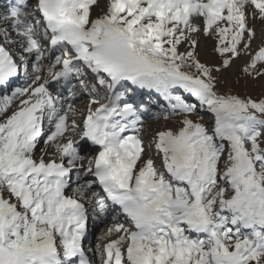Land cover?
Returning <instances> with one entry per match:
<instances>
[{
	"label": "snow or ice",
	"instance_id": "1",
	"mask_svg": "<svg viewBox=\"0 0 264 264\" xmlns=\"http://www.w3.org/2000/svg\"><path fill=\"white\" fill-rule=\"evenodd\" d=\"M94 6L98 0H35L29 13L26 0H12L0 12V86L21 71L26 77L0 101V117L19 101L0 122V264H93L82 245L85 200L99 205L98 215L111 202L127 223L108 230L123 233L117 239L97 246L102 264H261L264 98L218 94L217 77L241 56L250 57L246 75L264 77V28L254 55L251 48L257 39L251 24L264 25V0H109L106 12L91 19ZM201 33L215 38L218 66L200 61ZM46 51L59 53L47 65ZM50 81H63L72 100L77 90L87 94L82 126ZM135 89L168 101L165 120L184 116L176 134H155L163 171L151 158L141 162L143 121L125 99ZM179 89L214 116L211 130L188 118L197 106L174 94ZM70 133L96 154L84 173L93 179L66 195L85 159ZM53 145L56 155L46 160Z\"/></svg>",
	"mask_w": 264,
	"mask_h": 264
},
{
	"label": "rangeland",
	"instance_id": "2",
	"mask_svg": "<svg viewBox=\"0 0 264 264\" xmlns=\"http://www.w3.org/2000/svg\"><path fill=\"white\" fill-rule=\"evenodd\" d=\"M108 3H109V0H98V6H94L91 9V17L90 18L95 19L98 16L103 15L104 12H106V10H107ZM32 7H34V6H32ZM3 8H4L3 5H0V9H3ZM251 26L255 27L256 32H257V39L253 41L252 46H251L252 54L254 55L255 52L258 50L259 46L261 45L260 34H261L262 28H264V25H261V23L259 21H255L254 23L251 24ZM41 32H42V29H41ZM197 40L199 43L198 53H199L200 61L202 63H205V64L210 65V66H218L220 57L214 51L215 38L205 37L203 35V33H201L199 36H197ZM187 47H188L187 44H183L182 46H180L179 50L181 52H183L186 50ZM49 57H50V54L46 51L44 64L48 63ZM249 59H250V57H248V56H241L239 59H237L233 62L232 68H230L226 72H223L222 74L218 75V77H217V79H218V84H217L218 94L236 95V96H239L241 99H247V98L251 97L254 100H259L261 98H264V77H258L256 79H253L251 76H248L243 72V68ZM89 79H90V76H89ZM72 84H75L77 86V89H78V84L76 81H75V83L73 82ZM57 91L59 94L60 93L59 89H56V93H57ZM120 91L123 92L124 89H120ZM174 94L183 96L188 103L196 104L198 114H193V115L189 116L188 118L191 119L193 121V123H202L207 128H209V130H211V128L214 126V119L215 118L211 113H209L207 111L206 107L201 108L199 105V102L196 101L195 98L192 97L190 93L185 92L183 89L174 90ZM62 96H63V98H66V100H67V97H70L71 93H68V94H65ZM76 98H78V99L73 100L70 103L72 104V107L75 111V119L79 123H81V126H82V121L84 119V116L87 114L86 105L88 104L89 100H88V96L86 93L82 94L78 90L76 92ZM125 99L128 100L129 102L133 103L134 106H136L140 120L143 121V123L140 126H137L138 128H140L139 135L143 139L144 147L146 149L145 153L142 154L141 162L151 158L154 161V166L159 171H163L164 168H163L162 156H161V154L157 153L156 146H155V139H154L155 134L158 131H168V130H170L174 134H176L180 130V128L183 127L181 121L184 119V116L176 115V116H172L168 120H165L164 116L168 115V113L171 111V109L169 108L168 101H166L159 93H156L155 91L135 89L133 92L126 93ZM16 102L13 103L12 107L9 109V111L6 113V115L16 109L15 107H17V104L19 103V102H17V103ZM104 103H107L106 99H102L100 101V104H104ZM64 104H65L64 108L67 110L68 102H65V99H64ZM153 105H156V106H153ZM92 107L93 108L99 107V105H93ZM145 107L148 109L147 112H149V110L154 109L155 115H152V116L145 115L146 112L140 110L141 108L143 109ZM72 115H73L72 113H69V116H70L69 122H71ZM200 117H203V119H200ZM3 119H4V117H0V122H2ZM261 131L264 132V130H261ZM132 134H134V132L128 133V135H132ZM67 135L73 136L74 144L78 141V139H80V138H78V135H76L74 133L66 134V136ZM224 143H225V148L227 149V142L225 141ZM261 146L264 147V135H262V137H261ZM43 149L44 148L36 151L35 157L37 159H39V157L43 154L42 153ZM93 152L96 154L95 150ZM226 154L227 153H225V157H226ZM54 156L55 155H52L50 157L46 156L45 159L48 160L50 158H53ZM86 159H84L83 165L79 164V167H77L80 169V178L82 177V179L80 180V183H83L84 181L93 179V177L91 176L90 173L87 175L84 174L86 172L87 167H88V160H89V159H87V160ZM141 162H138V167L140 166ZM221 163H223V158H222ZM75 184H74V187H76ZM96 186H97V184H94L93 189L97 193L98 189L96 188ZM98 192H99V196H103L102 194H100V191H98ZM71 193L72 192L70 191V192L66 193V195H71ZM5 198H7V196ZM226 198H228V197L226 196ZM12 202L15 203V200H13ZM93 204L94 203L92 202V206L90 208L88 206H85V208L87 210H88V208L92 209ZM96 205H94V209L99 208V206L95 207ZM106 209H108V208H106ZM117 212H119V210H117ZM105 213L107 214V212H105ZM119 215H121V214H119ZM101 220L103 221L104 219H101ZM103 222L104 223H101V225H99V227L101 226L103 228V230H100L102 232H98V233L95 232V234H97L96 236L93 233H91L92 236L90 235V238L93 239L92 240V249H95L96 259H97V257H98V259H100V260L97 259L99 264H102V257L99 254V252L97 251V246L99 245L100 249H102L105 244L111 242L112 240L117 239L119 235L123 234V233H119V234L114 233L111 236H108L107 235L108 231L105 228L108 226V224H107L108 220L103 221ZM121 223H123V224H125V226H127L125 218L121 217V221L116 223V225L121 224ZM104 225H105V227H104ZM104 228H105V230H104ZM103 231H104V234H103ZM101 235H103V236H101ZM100 236H101V238H100ZM122 248H126V245L122 246ZM261 264H264V259H262Z\"/></svg>",
	"mask_w": 264,
	"mask_h": 264
},
{
	"label": "bare ground",
	"instance_id": "3",
	"mask_svg": "<svg viewBox=\"0 0 264 264\" xmlns=\"http://www.w3.org/2000/svg\"><path fill=\"white\" fill-rule=\"evenodd\" d=\"M26 2H27V4L29 5V8H28V11H30L33 7L32 6H34L35 5V0H26ZM10 3H12V0H0V5H4V8L3 9H0V11L1 12H4L5 11V9H6V7H7V4H10ZM17 39H19V37H16ZM13 51H15V49H13ZM53 58V55L51 56V58L50 59H52ZM49 59V60H50ZM48 64V63H47ZM47 64H45V65H47ZM21 79L23 80L22 82H24L25 83V79H26V77L24 76V74H23V72L21 71V73H20V75L18 76V77H15V78H12V80L9 82V86H15V84L16 83H18V82H21ZM61 83H63V81L61 82ZM61 83L59 84V85H61ZM8 85L6 86V85H2V86H0V94H2V88H4V87H8ZM59 85H57V84H55L54 82H49V87H50V91L52 92V94H54L56 91V87H59ZM12 88H10V90H11ZM60 89H61V92H60V95L62 94H64V93H66V89L64 88V87H62V86H60ZM17 102H19V101H17ZM16 102V103H17ZM65 102H68V100H66V98H65ZM16 105V104H15ZM64 106H65V104H64ZM77 106V105H76ZM16 108V107H15ZM14 108V109H15ZM13 110V109H12ZM16 110V109H15ZM14 110V111H15ZM66 110V109H65ZM77 110V109H76ZM11 111V110H10ZM7 115H11V112L10 113H8ZM6 115V116H7ZM6 116L4 117V119H6ZM3 119V120H4ZM2 120V121H3ZM51 130H49V131H47V133H46V135L44 136V137H46L47 136V134L50 132ZM76 136V135H75ZM78 138H80L81 139V137L78 135ZM85 143V141H83V140H80V144L78 145V146H76L75 144H74V146H76L77 148H78V150L80 151V155H82L85 159L87 158V159H91V158H93L94 156H95V153L93 152V150H94V147L90 144V142L88 143V148H87V151H84L83 149H82V145ZM43 146V147H42ZM42 148H44L45 149V144H44V138L42 137L41 138V140L39 141V143H38V145H37V148H36V150H35V153H36V151H38V150H41ZM40 152V151H39ZM38 152V153H39ZM47 157H50V156H52V155H56V153H55V146L53 145L52 147H50V148H48L47 149ZM92 154V155H91ZM94 154V155H93ZM45 156V157H46ZM86 159V160H87ZM76 167H79V164H77V166ZM73 172H75V170H73ZM78 179V178H77ZM80 182V181H79ZM75 184V183H74ZM74 184H72L71 185V192L73 191V189H75L76 187H74ZM76 185V184H75ZM97 189L99 190V188H98V186H97ZM71 195H72V193H71ZM82 203H84L85 204V206H88L89 208L92 206V201H90V200H85V201H82ZM94 205V204H93ZM88 208V210L87 211H91V209H89ZM115 213H116V210H115ZM114 212H113V214H115ZM101 219H103L102 217H100L99 219H98V221H97V223L95 224V226H94V228L92 229V231H95V232H102V231H100V230H103V228L102 227H98L99 225H101V223H104L103 221H107L108 220V218L107 219H104L103 221L101 220ZM89 255V254H88ZM96 257V252H95V249H92V254H91V260H93L94 262L96 261L95 259V257ZM97 259H98V257H97ZM98 260H100V259H98Z\"/></svg>",
	"mask_w": 264,
	"mask_h": 264
}]
</instances>
